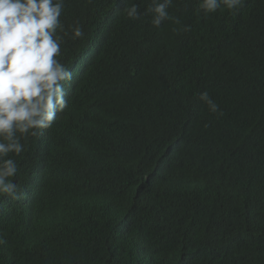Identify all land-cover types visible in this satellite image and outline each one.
<instances>
[{"label": "trees", "instance_id": "trees-1", "mask_svg": "<svg viewBox=\"0 0 264 264\" xmlns=\"http://www.w3.org/2000/svg\"><path fill=\"white\" fill-rule=\"evenodd\" d=\"M133 2L138 20L123 11ZM150 3L66 0L65 26L79 20L86 33L62 46L74 73L64 87L78 92L46 138L31 137L16 157L13 182L25 193L0 198V264H24L46 245L53 264H140L143 255L144 264H217L213 253L225 264H264V0L208 15L200 0H173L169 14L181 23L160 28L145 13ZM183 26L190 30L174 31ZM205 91L222 115L199 98ZM116 160L122 178L113 176ZM137 191L143 198L133 202ZM100 196L116 218L122 208L125 223L145 226L146 243L109 234L92 247L45 224L62 198L88 209Z\"/></svg>", "mask_w": 264, "mask_h": 264}, {"label": "clouds", "instance_id": "clouds-1", "mask_svg": "<svg viewBox=\"0 0 264 264\" xmlns=\"http://www.w3.org/2000/svg\"><path fill=\"white\" fill-rule=\"evenodd\" d=\"M172 3L173 0H151L145 13L151 14L153 27L160 28L165 20L181 23L169 14ZM243 3L244 0H200L198 10H203L205 15L217 10L235 14ZM65 8L66 0H0V198L7 195L6 199L11 201L23 199L25 192L22 193L20 185L13 182L19 171L16 157L28 150L31 137L46 138L57 114L71 105L78 92L75 91L77 88L68 91L64 87L65 82L73 80L74 73L62 62V46L65 37L82 40L86 33L79 20L65 26L61 19ZM139 8L140 5L133 2L123 11L128 19L138 20L144 14ZM180 30L188 31L190 26L174 29ZM199 98L210 112L223 114L207 91L200 93ZM112 156L120 158L119 155ZM112 171L113 176L122 178L117 160ZM62 200L59 208L45 219V224L56 232L58 238L76 237L95 247L112 234L114 241L126 245L131 244L133 233H137L140 227L145 228L140 221L133 220L125 227L124 233L116 234L115 215L101 196L95 197L93 206L88 209ZM260 205L264 214V194ZM20 208L25 215L20 220V227L28 230L31 213L25 205ZM118 213L125 224L122 208ZM231 213V209L226 211L227 215ZM4 243L5 239L0 235V244ZM52 258L58 261L52 245H46L28 254L23 263L53 264Z\"/></svg>", "mask_w": 264, "mask_h": 264}, {"label": "bare ground", "instance_id": "bare-ground-1", "mask_svg": "<svg viewBox=\"0 0 264 264\" xmlns=\"http://www.w3.org/2000/svg\"><path fill=\"white\" fill-rule=\"evenodd\" d=\"M74 80V79H73ZM198 184H192V185H188V186H197ZM139 193V191H137L136 192V195H133V194H131L130 196L132 197V201L134 202V201H136V197L137 198H143V195H140V194H138ZM29 199V198H28ZM27 199V200H28ZM27 200L25 201V206H26V208L29 206L30 208H31V206H30V204H27ZM232 201V200H231ZM228 210H230V209H228ZM33 213V209L31 208V214ZM222 213L223 214H225V209L222 207ZM237 213H239V212H237ZM115 214H117L118 215V218H116V217H114V219H113V222H115V229H116V234H121V233H124L126 230H124L125 229V226L126 225H128L129 223L127 222V223H123V220H122V215H120V213H115ZM244 214V213H243ZM162 217H164L163 216V214L161 215ZM165 221H167V222H169V221H171V222H175V224H176V226H178L179 227V225H178V223L174 220V219H171V220H169L168 219V217H164L163 218ZM117 222L119 223V226L117 227ZM121 225V226H120ZM122 227V228H121ZM118 228H121V229H118ZM198 228H199V226L197 225L196 226V229L195 230H192V231H190L191 233H188L189 234V236L190 237H192L191 235H192V233H194V237H195V243H194V246H192L191 245V250H192V252H197V250H196V248H197V243H199V241L197 240L199 237L198 236H195L196 234H197V230H198ZM207 230V229H206ZM145 231H146V229L144 228V229H142L141 227L139 228V231L137 232V233H133V237H136V240L137 239H142L143 240V242L144 243H146V235H145ZM248 234L251 236V235H253L254 233L252 232V231H250V232H248ZM198 237V238H197ZM140 240H139V246H143L142 244H140ZM193 240V239H192ZM192 240H190L191 242H192ZM4 248V247H3ZM140 250H141V252H142V249H143V247H138ZM1 249V248H0ZM187 250H188V248H187ZM234 251H237L236 249H231V250H226V253L227 254H230L231 252H234ZM216 255V253H213V255L212 256H214L213 257V259L215 260V263H217V264H223V262H224V264H225V261H221V257H219V256H215ZM141 256V255H140ZM243 261V257H242V260L241 261H236V263L235 262H232L233 264H241V262ZM120 263V259L119 258H117V259H115L114 260V264H119ZM145 263V259H144V255H143V262H142V260H141V263L140 264H144Z\"/></svg>", "mask_w": 264, "mask_h": 264}, {"label": "rangeland", "instance_id": "rangeland-1", "mask_svg": "<svg viewBox=\"0 0 264 264\" xmlns=\"http://www.w3.org/2000/svg\"><path fill=\"white\" fill-rule=\"evenodd\" d=\"M1 248H3V246H0Z\"/></svg>", "mask_w": 264, "mask_h": 264}]
</instances>
